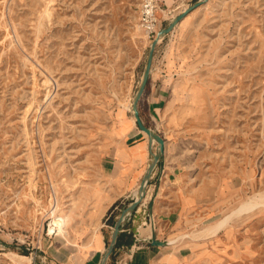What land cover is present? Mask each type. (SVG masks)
<instances>
[{
  "label": "rangeland",
  "instance_id": "obj_1",
  "mask_svg": "<svg viewBox=\"0 0 264 264\" xmlns=\"http://www.w3.org/2000/svg\"><path fill=\"white\" fill-rule=\"evenodd\" d=\"M141 4L0 0V264L97 241L124 210L123 241L139 248L116 243L107 264H148L153 239L171 240L172 264H264V203L205 232L264 194V0H158L153 35ZM189 8L157 43L137 103L165 140L159 157L134 104L153 42ZM140 143L142 169L159 157L146 194L130 207L147 171L100 219L105 164Z\"/></svg>",
  "mask_w": 264,
  "mask_h": 264
},
{
  "label": "crops",
  "instance_id": "obj_2",
  "mask_svg": "<svg viewBox=\"0 0 264 264\" xmlns=\"http://www.w3.org/2000/svg\"><path fill=\"white\" fill-rule=\"evenodd\" d=\"M143 145H145L146 148L145 143L123 147L116 156L114 164H105L103 171L108 175L112 183V190L108 194L101 195L100 197V199H102L100 205L103 206L99 213L100 219L107 214L108 210H110L119 199H127L128 197L126 195L135 190L142 182V177L147 171L142 169L141 166L146 160H142L139 156V147ZM109 224L113 225L115 223H113V221L110 223L109 220ZM111 225H108V227L112 229L109 234L104 230L99 231L98 235L100 238L97 241L94 240V235L89 236L85 240L73 241V243L68 241L65 242V240L62 239L56 240V243L51 241L45 245V254L40 264H107V262L105 263L104 261L105 254L114 236V227ZM133 231L135 230L133 229ZM123 232L124 230L117 238L118 249L130 250V248H139L137 241L140 240L133 239L128 244L123 241ZM167 247L168 245H153L152 247L143 246L142 250L146 255H149L150 258L148 264H172L173 258L171 254L163 257V251H165Z\"/></svg>",
  "mask_w": 264,
  "mask_h": 264
},
{
  "label": "water",
  "instance_id": "obj_3",
  "mask_svg": "<svg viewBox=\"0 0 264 264\" xmlns=\"http://www.w3.org/2000/svg\"><path fill=\"white\" fill-rule=\"evenodd\" d=\"M199 5H200V2L195 4L192 8L197 7ZM192 8L186 9L184 12L179 14L176 17V19L172 21L170 26L165 29V34L171 32L172 29L192 10ZM158 42L159 41L157 39L153 42V45H152V48H151V52H150V56H149V61L147 63V67H146V70H145L143 84H142V86H141V88H140V90L138 92L137 98L135 100L134 112H135V117H136V121H137V124H138L139 128L143 132H146L149 136L154 137L155 140L158 142L159 150H160L159 154L161 156L163 153H165V140H164V138L161 135L157 134L155 131H153V130L149 129L147 126H145V124L143 123V120L141 118L140 112H139V110L137 108L138 100L143 95V93L145 91V88H146V85H147L148 80H149V76H150L151 68H152V61H153V57H154V51H155V47H156ZM159 157H157L156 161L150 166V172H148V174L146 176L147 179H149L151 177V173L154 171L155 166H156L157 162L159 161ZM138 203L139 202H134L130 207L132 209H134ZM126 211L127 210H124L123 215L119 218L118 222L116 223V225L114 227L115 228L114 236H113L111 245H110V247L108 249L107 257L109 256V254H111L113 252V249H114V247H115V245L117 243V238H118L119 234L123 231L122 228H121V226H122L121 219L125 215ZM152 244L153 245H157V246H165V245H167V243L165 241L158 240V239H153L152 240Z\"/></svg>",
  "mask_w": 264,
  "mask_h": 264
},
{
  "label": "bare ground",
  "instance_id": "obj_4",
  "mask_svg": "<svg viewBox=\"0 0 264 264\" xmlns=\"http://www.w3.org/2000/svg\"><path fill=\"white\" fill-rule=\"evenodd\" d=\"M176 19V18H175ZM174 19V20H175ZM165 35V29H163V30H161L160 32H159V34H158V37L156 38L158 41H160L161 39H162V37ZM136 118V117H135ZM145 134H147L146 132H144ZM147 136L151 139V140H155V138L154 137H151V136H149L148 134H147ZM159 147H158V156H160V154H159ZM154 163V161H151L150 163H149V166H148V169H147V174H148V172H150V166L152 165ZM153 173V172H152ZM151 173V174H152ZM147 174H146V176H147ZM147 188H148V179L147 178H145V180L143 181V183L141 184V186L137 189V190H135L134 192H133V197H134V200H136V202H141V200L143 199V197H144V195L146 194V191H147ZM264 193V192H263ZM259 194V193H258ZM141 195V196H140ZM262 203H264V194L263 195H259V196H255V197H253V199L252 200H249V201H247V202H244L243 204H241L235 211H233L230 215H228L225 219H223V220H221V221H219V222H216L215 224H212V225H210V226H208V228H206V230H205V232L207 233V234H210V233H214L216 230H218L220 227H222V226H224L225 224H226V222H228L233 216H235V215H239V214H241L244 210H248V209H251V208H253V207H255V206H257V205H259V204H262ZM132 210H128V213H126L123 217H122V219H121V222H123L124 220H125V218H126V216L128 215V214H130V212H131ZM57 217V216H56ZM61 221V220H60ZM61 225H62V223H61ZM114 230H115V228H114ZM166 243H167V245H170V243H171V240H170V243H169V241H165ZM107 254H108V251L106 252V254H105V259H104V261H106L107 260ZM23 258H27V259H29V257H27V256H22Z\"/></svg>",
  "mask_w": 264,
  "mask_h": 264
},
{
  "label": "built area",
  "instance_id": "obj_5",
  "mask_svg": "<svg viewBox=\"0 0 264 264\" xmlns=\"http://www.w3.org/2000/svg\"><path fill=\"white\" fill-rule=\"evenodd\" d=\"M158 0H142L141 4V26L150 35L157 33L159 19L157 16Z\"/></svg>",
  "mask_w": 264,
  "mask_h": 264
},
{
  "label": "trees",
  "instance_id": "obj_6",
  "mask_svg": "<svg viewBox=\"0 0 264 264\" xmlns=\"http://www.w3.org/2000/svg\"><path fill=\"white\" fill-rule=\"evenodd\" d=\"M117 245H118V243H117Z\"/></svg>",
  "mask_w": 264,
  "mask_h": 264
}]
</instances>
